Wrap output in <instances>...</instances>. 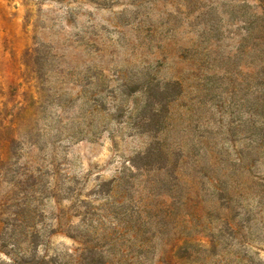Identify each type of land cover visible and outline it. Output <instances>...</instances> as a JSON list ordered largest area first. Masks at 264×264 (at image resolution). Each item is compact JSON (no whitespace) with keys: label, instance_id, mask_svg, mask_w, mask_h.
Here are the masks:
<instances>
[{"label":"rangeland","instance_id":"rangeland-1","mask_svg":"<svg viewBox=\"0 0 264 264\" xmlns=\"http://www.w3.org/2000/svg\"><path fill=\"white\" fill-rule=\"evenodd\" d=\"M263 88L264 0H0L1 195L51 252L264 264Z\"/></svg>","mask_w":264,"mask_h":264},{"label":"trees","instance_id":"trees-1","mask_svg":"<svg viewBox=\"0 0 264 264\" xmlns=\"http://www.w3.org/2000/svg\"><path fill=\"white\" fill-rule=\"evenodd\" d=\"M168 86L176 88L178 86L180 87V83L178 81L167 82L166 89L162 88L161 91L159 89L158 92L164 95L167 92ZM151 91L152 88H146L145 91L150 98H152ZM157 99L158 103H161V98ZM262 100L264 106V88L262 91ZM155 116H157V114H154V117ZM147 122H151L150 125H153L154 119L151 120L150 118ZM160 130V127L156 128L154 131L155 134L159 133ZM5 141L3 127L0 126V148L5 147ZM160 144L158 140L155 144H150L145 151L138 152L134 158L128 159L120 176L115 178L114 181L107 182V184H113L115 181L123 183L128 181L129 178L135 177L134 174L136 172L147 170L146 167L149 165V162L144 164L146 166H141L138 161L140 159L149 160L157 152H161L162 149ZM8 157L9 154L0 151V189L6 177V170L3 167L6 165ZM98 187L101 188L102 184H99ZM25 207H28L27 197L23 196L18 198L16 197V193L3 196L0 191V264H114L112 260L108 263L105 252L102 251L103 249L98 245L85 246L86 240H83V238L78 242L80 245H84L82 248L71 249L64 252L54 249L53 252H51L50 237L43 233L37 225V221L39 224L41 220L38 219L39 217L37 218V216H31L25 213ZM137 208L136 212L142 216L144 209H140L139 206ZM136 218L139 217L137 216ZM59 223L58 221V224ZM127 228H130V226ZM68 235L71 238H76L73 234ZM108 235L112 236L110 233ZM119 237L120 236L117 238ZM40 248H43L42 252ZM87 252L90 255V259L84 262L85 256H88ZM174 257H176V253L172 252L168 254L166 263L176 264L173 260Z\"/></svg>","mask_w":264,"mask_h":264}]
</instances>
